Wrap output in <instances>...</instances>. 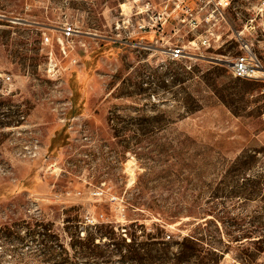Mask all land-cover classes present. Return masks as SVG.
Listing matches in <instances>:
<instances>
[{"label":"rangeland","instance_id":"obj_1","mask_svg":"<svg viewBox=\"0 0 264 264\" xmlns=\"http://www.w3.org/2000/svg\"><path fill=\"white\" fill-rule=\"evenodd\" d=\"M27 4L0 0V264H160L127 236L112 250L132 224L170 251L201 237L209 264H264V81L227 62L241 32L264 62V0H230L220 39L181 60L164 45L194 36L179 18L195 0Z\"/></svg>","mask_w":264,"mask_h":264},{"label":"built area","instance_id":"obj_2","mask_svg":"<svg viewBox=\"0 0 264 264\" xmlns=\"http://www.w3.org/2000/svg\"><path fill=\"white\" fill-rule=\"evenodd\" d=\"M25 6L28 7L27 0H22ZM196 4L193 8L185 7L182 16L179 18L181 23L187 27V32L194 35L186 42L166 41L164 50L170 60L190 59L199 57L200 50L212 46L220 39V34L215 31L216 26L220 21L224 20V10L230 6V0H195ZM168 13L165 9L163 14L158 16L157 23L161 26L167 19ZM155 26L151 25L149 21L139 23L138 31H147ZM250 28L254 27L252 24ZM204 28V30L199 31ZM59 34L56 37L60 52L67 56L75 46V37L79 34L74 25L65 22L58 30ZM51 37L44 33L42 42L50 43ZM239 52L233 56L228 62V69L233 78L247 79V80H262L264 81V62L257 55L253 47V42L250 38L244 36V33H238L236 37ZM82 47L85 46L83 42L79 43ZM47 69L53 70L58 67L59 61L53 55L52 49L47 51ZM71 61L75 63L76 57H71ZM8 79L9 76L5 75ZM103 191H97L95 194L102 195ZM91 222V220H90Z\"/></svg>","mask_w":264,"mask_h":264},{"label":"trees","instance_id":"obj_3","mask_svg":"<svg viewBox=\"0 0 264 264\" xmlns=\"http://www.w3.org/2000/svg\"><path fill=\"white\" fill-rule=\"evenodd\" d=\"M204 218V217H203ZM206 220V218L204 219ZM138 224H132L129 230H126V233L121 236V240H115L117 238L116 233L114 231H110L108 233V237L112 239V245L115 252L121 253L122 243L124 237H128V249L125 250L135 261L144 260L148 258H156L160 264H184L185 261L193 258L194 263L191 264H209L205 261L204 253H207L209 249L205 248L200 244L202 241L201 237H196L192 234H186L180 237L179 240H175L174 243L176 245L175 251H170L167 248L170 241H164L162 238L154 233L146 232L144 229H137ZM158 227H156L157 229ZM140 233H137L139 232ZM139 235H144L147 240L144 241L146 243V247L140 246L141 242L137 241L136 238ZM164 246V247H159Z\"/></svg>","mask_w":264,"mask_h":264},{"label":"water","instance_id":"obj_4","mask_svg":"<svg viewBox=\"0 0 264 264\" xmlns=\"http://www.w3.org/2000/svg\"><path fill=\"white\" fill-rule=\"evenodd\" d=\"M211 59H213V58H211ZM213 60H216V61H218V62L221 61L220 59H217V58H214Z\"/></svg>","mask_w":264,"mask_h":264}]
</instances>
